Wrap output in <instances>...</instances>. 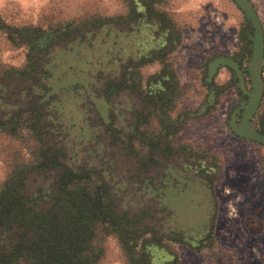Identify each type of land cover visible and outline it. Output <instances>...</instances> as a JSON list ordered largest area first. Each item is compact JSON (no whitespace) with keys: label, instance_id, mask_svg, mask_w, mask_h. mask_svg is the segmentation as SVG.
Segmentation results:
<instances>
[{"label":"trees","instance_id":"16d2710c","mask_svg":"<svg viewBox=\"0 0 264 264\" xmlns=\"http://www.w3.org/2000/svg\"><path fill=\"white\" fill-rule=\"evenodd\" d=\"M137 15L136 27H150V36L151 29L156 30L160 48L149 53V45L141 48L145 53L141 52L135 64L123 67L121 57L111 53V58H80L73 64V79H63L54 61L56 39L46 41L51 35L41 32L28 42V65L17 76L19 85L11 93L3 86L0 129L12 133L26 129L40 151L39 161L16 173L0 192V264H94L97 256L92 244L98 229L104 227L131 256L140 248L137 262L146 264H154L161 239L199 247L201 233L177 223L171 203L176 194L190 188L191 195L201 193L203 198L192 196L188 203L195 207L202 203L209 211L206 232L213 224L215 203L209 177L213 168L203 169L202 158L190 150L186 153L195 164L175 167L169 159L185 148L165 144L189 115H179L170 123L167 119L158 135L143 130L152 111H166L173 104L177 85L172 72L164 67L142 89L136 80L127 79L128 68L166 56L179 37L162 13L150 10L144 25H139L144 15ZM110 25V21L94 25L92 31H86L92 35L91 41L82 38L75 45L86 44L91 51L96 43L107 47L104 38L111 34ZM247 36L254 41V30ZM150 41L147 43L152 44ZM231 72L239 75L234 67ZM244 89L250 91L246 83ZM121 93L126 94L122 97ZM249 97L244 94L243 101ZM247 119L248 113H237L240 124L235 130L245 129ZM251 132L264 136V130ZM136 143L146 151L138 150ZM159 155L163 157L160 161Z\"/></svg>","mask_w":264,"mask_h":264},{"label":"rangeland","instance_id":"374dc122","mask_svg":"<svg viewBox=\"0 0 264 264\" xmlns=\"http://www.w3.org/2000/svg\"><path fill=\"white\" fill-rule=\"evenodd\" d=\"M150 10L164 15L179 40L166 56L128 68L127 79L146 89L148 78L168 67L177 89L173 104L166 111H152L143 130L158 135L167 119L170 123L179 115H189L165 142L186 150L174 153L169 162L189 168L196 161L186 152L199 154L202 168H213L209 177L215 203L213 224L206 232L209 211L202 203L196 207L188 203L193 196L191 188L176 194L171 202L176 222L190 232H200L202 243L190 247L158 240L161 247L154 251L152 262L264 264V136L251 132L264 130V0H0V92L4 86L11 93L19 85L17 76L28 65V42L41 32L51 35L46 41L56 39L54 61L63 79H73V64L80 58H109L111 53L121 57L123 67L135 64L141 52L145 53L141 48L149 45L146 53L160 48L156 30L151 29L150 36V27L135 24L137 14L142 13L139 25H144ZM109 21L115 29H106L111 28L104 38L107 47L96 43L91 51L86 44L75 45L82 38L90 42L92 35L86 31ZM253 30L256 37L249 41L247 35ZM257 47L259 59L254 65ZM233 67L239 75H233ZM244 83L250 91L244 89ZM246 93L250 97L243 101ZM129 98L138 105L135 98ZM237 113H248L246 127L240 131L235 130L240 124ZM39 151V144L26 129L14 133L0 129V192L16 173L39 161ZM194 196L203 198L201 193ZM140 250L135 249L131 256L106 227L98 229L92 244L97 256L94 264H146L137 262Z\"/></svg>","mask_w":264,"mask_h":264},{"label":"water","instance_id":"95a60500","mask_svg":"<svg viewBox=\"0 0 264 264\" xmlns=\"http://www.w3.org/2000/svg\"><path fill=\"white\" fill-rule=\"evenodd\" d=\"M255 61H254V65L258 64V59H259V52H258V47H257V51H256V56H255Z\"/></svg>","mask_w":264,"mask_h":264}]
</instances>
